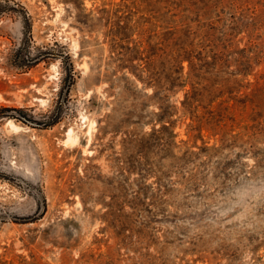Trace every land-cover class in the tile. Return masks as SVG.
I'll return each mask as SVG.
<instances>
[{"label":"rangeland","instance_id":"rangeland-1","mask_svg":"<svg viewBox=\"0 0 264 264\" xmlns=\"http://www.w3.org/2000/svg\"><path fill=\"white\" fill-rule=\"evenodd\" d=\"M0 264H264V0H0Z\"/></svg>","mask_w":264,"mask_h":264},{"label":"water","instance_id":"water-1","mask_svg":"<svg viewBox=\"0 0 264 264\" xmlns=\"http://www.w3.org/2000/svg\"><path fill=\"white\" fill-rule=\"evenodd\" d=\"M13 113H14V115H17V116H20L18 113H17V111H12ZM26 122H28V123H32L31 121H27L26 120ZM36 124V123H35Z\"/></svg>","mask_w":264,"mask_h":264},{"label":"trees","instance_id":"trees-1","mask_svg":"<svg viewBox=\"0 0 264 264\" xmlns=\"http://www.w3.org/2000/svg\"><path fill=\"white\" fill-rule=\"evenodd\" d=\"M18 118H21V117H18ZM24 121H26V119H24Z\"/></svg>","mask_w":264,"mask_h":264}]
</instances>
